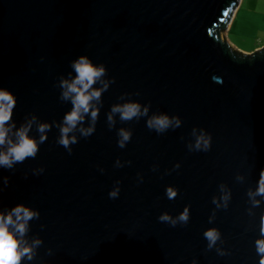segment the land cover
<instances>
[{
    "label": "water",
    "instance_id": "95a60500",
    "mask_svg": "<svg viewBox=\"0 0 264 264\" xmlns=\"http://www.w3.org/2000/svg\"><path fill=\"white\" fill-rule=\"evenodd\" d=\"M238 4L0 0V88L17 98V127L33 114L39 122L62 121L72 104L60 99L59 79L75 75L71 62L81 55L114 80L102 94L95 132H77L71 153L57 143L53 125L35 158L0 167V211L23 203L40 213L26 238L43 243L21 264H261L255 241L264 196L254 197L260 205L253 208L248 192L264 170V47L244 54L225 40ZM121 96L150 105L149 117L178 116L181 126L158 134L148 117L122 122L117 115L110 129L107 113L125 102ZM121 127L132 131L124 148ZM194 128L211 134L210 150H189ZM29 134L39 139L35 124ZM168 186L178 189L176 198H167ZM185 206L186 225L159 221ZM210 228L221 233L212 249L203 235Z\"/></svg>",
    "mask_w": 264,
    "mask_h": 264
},
{
    "label": "clouds",
    "instance_id": "9594fccd",
    "mask_svg": "<svg viewBox=\"0 0 264 264\" xmlns=\"http://www.w3.org/2000/svg\"><path fill=\"white\" fill-rule=\"evenodd\" d=\"M71 68L74 70L75 75L73 76L72 72H70L68 73V78L61 76L58 87L61 89L60 99L65 102L70 101L72 108L65 113L59 123L39 122L38 117L33 114L30 117H26L25 122L17 127L16 122L12 119L17 98L9 90L0 88V167L12 169L17 163H23L28 158H35L39 151V145L47 140V133L53 125L59 129L60 133L57 143L67 149L69 153L72 151L71 145L78 142L77 132L85 138L95 132L102 104V94L107 91L114 80L105 79L107 75L105 66L103 64H94L87 55H81L78 59L72 61ZM120 99L125 102L113 104L107 113V123L110 129L115 127V117L117 115L122 122L148 117L146 126L158 134H162L170 128L176 129L181 126L182 121L178 116L159 113L149 117L150 105L142 106L138 101L125 100L124 96H121ZM34 124L39 134L38 140L29 134ZM85 124H87V127L84 126ZM196 132L197 130L194 128L192 135L195 136V141L188 144L189 150H210L211 134L203 129H200L198 135ZM117 135L118 146L124 148L131 140L132 131L121 127ZM116 166H123L119 159L116 161ZM174 167L179 168L180 165L176 164ZM34 171L39 174L43 172V169ZM260 177L256 191L254 193L252 191L248 192L253 208L260 205V201L254 197L264 196V170H261ZM8 183V177H3V185L7 186ZM119 183L117 181L116 186L109 192L110 198H118L120 193ZM223 187L221 185V189ZM177 195V188L173 186L166 188L168 199H174ZM222 199L224 201L223 207L226 209L230 194H225ZM212 203L216 204L217 208L221 207L215 197L212 198ZM248 211L251 214V209ZM214 215L215 213H213V217L209 218V223L212 222ZM39 216L38 210L23 203L17 204L10 210L0 211V264H21L25 258L28 261L34 259L36 249L43 241L39 237H33L29 243L26 237L29 232V222L33 219H38ZM189 219L190 206H185L183 211L176 217L171 216L168 212H164L159 216V221L169 223L173 227L178 223L186 225ZM203 235L208 241V249L214 248L217 241L221 239V233L216 228L206 230ZM255 245L257 253L264 257V215L261 216L260 238L256 239ZM217 252L220 255L226 254L223 249H217ZM193 264H196V262L193 261ZM261 264H264V260H262Z\"/></svg>",
    "mask_w": 264,
    "mask_h": 264
},
{
    "label": "crops",
    "instance_id": "0c3cea01",
    "mask_svg": "<svg viewBox=\"0 0 264 264\" xmlns=\"http://www.w3.org/2000/svg\"><path fill=\"white\" fill-rule=\"evenodd\" d=\"M243 7H245V9L246 8L249 9V13L248 14L244 13V19H241V21L243 22L246 19V21L248 20V23H249V20H252V21L257 20V21H254L255 28L258 30L256 32H264V0H239V4L236 7L235 11L233 12L230 20L228 21V24L225 30L227 31V29H231L238 13H240ZM246 25L247 23H245L244 31H239L238 32L239 34L243 35L248 31V27ZM225 40H226V36H225ZM227 42L230 43L229 41ZM230 45L232 49H236L235 46L232 45L231 43ZM262 47H264V40L261 41L260 44L254 47L252 45H246V48L239 47L237 49L240 52L247 54V53L254 52L255 50L262 48Z\"/></svg>",
    "mask_w": 264,
    "mask_h": 264
},
{
    "label": "rangeland",
    "instance_id": "374dc122",
    "mask_svg": "<svg viewBox=\"0 0 264 264\" xmlns=\"http://www.w3.org/2000/svg\"><path fill=\"white\" fill-rule=\"evenodd\" d=\"M244 13L248 14L249 9H245V7H243L240 13H238L231 29H227V31L224 29L223 32L224 38L226 36V40L234 45L236 49L239 47L246 48V45H252L254 47L264 40V32H256L258 30L255 28L254 21L257 20H249V23L248 20L246 21V19L243 22L241 21V19H244ZM245 23H247L246 26L248 27V31L241 35L238 32L244 31Z\"/></svg>",
    "mask_w": 264,
    "mask_h": 264
},
{
    "label": "snow or ice",
    "instance_id": "6c2138e0",
    "mask_svg": "<svg viewBox=\"0 0 264 264\" xmlns=\"http://www.w3.org/2000/svg\"><path fill=\"white\" fill-rule=\"evenodd\" d=\"M225 15H227V14H225Z\"/></svg>",
    "mask_w": 264,
    "mask_h": 264
}]
</instances>
